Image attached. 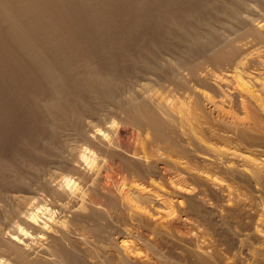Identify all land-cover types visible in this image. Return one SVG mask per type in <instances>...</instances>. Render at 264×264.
<instances>
[{"label": "rangeland", "instance_id": "374dc122", "mask_svg": "<svg viewBox=\"0 0 264 264\" xmlns=\"http://www.w3.org/2000/svg\"><path fill=\"white\" fill-rule=\"evenodd\" d=\"M240 1L247 2L94 0L88 6L76 0L59 11L67 24L51 36L57 48L52 40L39 41L36 30L25 35L40 60L47 61L46 72L13 46L8 26L0 22V193L11 183L35 182L47 169H66L63 163L75 159L85 173L80 172L83 182L61 171L55 181L74 189L75 216L69 217L65 204V217L58 215L56 224L62 220L61 228L86 256L109 255L117 264L124 259L132 264H196L180 250L194 246L221 262L252 264L255 250H264V47L253 38L236 43L247 50L237 68L223 59L209 61V48L222 39L221 25L241 13ZM41 7L47 13L46 4ZM25 23L18 21L20 27ZM49 26L43 27L47 36ZM183 59L197 70L194 84L185 75L188 88L178 84L182 71L177 64ZM47 71L58 82V109L48 103ZM146 73L163 84L153 94L180 122L175 148L153 142L149 134L123 122L117 111L119 101ZM86 122L97 132L108 126L109 137L99 135L114 146L109 147L113 152L80 151L74 134ZM51 128L59 132L56 139ZM119 153L130 157V166ZM232 233L234 240L243 238L255 250L226 249L224 241ZM43 239L41 234L27 236L21 245L29 250Z\"/></svg>", "mask_w": 264, "mask_h": 264}, {"label": "bare ground", "instance_id": "6f19581e", "mask_svg": "<svg viewBox=\"0 0 264 264\" xmlns=\"http://www.w3.org/2000/svg\"><path fill=\"white\" fill-rule=\"evenodd\" d=\"M74 1H76V0H73V1L72 0H0V22L2 24H5L8 26V29H6V31L10 35V36L9 35L8 36L11 37V39H12L11 43L13 44V46L17 47V49L19 48L21 50L22 55L27 56L30 61L38 64L40 69L44 72H46V70L48 68L47 61L44 63L40 60L39 54L37 53V51H35V49L32 50V44L29 43L30 41L27 42L24 39L25 35L27 32H32V31H34V33H36L35 32V30H36L37 31L36 37L39 39V41L42 40V42L50 43L49 41L52 40L51 41L52 46L57 48V43L55 41H53L52 37L57 30H61L62 26H65L67 24V18L66 19L64 18L63 20L60 19V17H63V16L60 14L59 11L66 9V8H69V4H71ZM246 1L247 2H254L255 4L251 5V4H248L247 2L245 3L244 1L243 2L240 1V3H238L239 8H241V13L238 12L239 14H237V15H231L232 18L231 17L230 18L233 20L229 21V23L226 25L225 24L221 25L222 26L221 27L222 37L220 36L221 34L217 35V37L220 36L222 39H220V41H218L219 39H217V41H218L217 44H214V45L212 44L213 45L212 48H209L210 49L209 53H211V56L209 55V57H210L209 61L211 60V62H219V61H221V59H223L229 63L230 68H237L239 66V63L241 62V59L245 56V55L243 56V54L247 50L243 51V48L241 47L242 48L241 49L240 46L238 47L236 45V43H241L243 41H245V43H246V40L248 38H251V39L253 38V40H255L257 42V46L259 44L260 47H264V0H246ZM43 3L46 4V7H47L46 10H48V11H46V10L45 11L47 13H44L43 10H42L43 12L40 10V7L43 5ZM83 3L88 5V6H94V0H83ZM95 3H96V1H95ZM233 6L235 7V5H233ZM44 8H45V6H44ZM41 9H42V7H41ZM234 9H236V7ZM231 12H232V10H231ZM235 12H236V10H235ZM44 14H46V16ZM58 14H60L61 16ZM229 14H231V13H229ZM226 18H227V16H226ZM20 19L27 20L28 23H25V24H27V26L20 27L19 26L20 23L18 24V21ZM46 21H47V23H46ZM47 24H50V26H49L50 27V30H49L50 35L49 36H47V34H45V33H47V29H45L46 32H44V29H43V27ZM41 28H42L44 33H42L40 31ZM7 32H5V33H7ZM211 38H210V40H211ZM192 40H194V39L192 38ZM214 41H212V42L214 43ZM245 43H243V45ZM34 44H35V42H34ZM209 44H211V43H209ZM46 57L48 58V56H46ZM50 58L51 57H49V59ZM52 58H53V56H52ZM165 59L162 58L164 63L167 62V59L166 60ZM199 59H201V58H199ZM184 60L185 59H183V61H181V62L178 61L179 64H177V66L181 69L182 72H180L179 76L177 75L179 78V79L178 78L177 79L179 80L178 84H181L183 87H187L189 77H190V80L192 81L193 84H194L195 80L197 79V70L194 66H189L188 62L187 61L184 62ZM170 61H169V63H170ZM189 62L191 63V61H189ZM173 63L174 62H172V64ZM158 64H160V62ZM166 64H168V63H166ZM166 64H162V66L166 65ZM200 64H201V62H200ZM156 65H157V63H156ZM156 69H158V68H156ZM48 71H49V69H48ZM48 71H47L46 77L49 79V81L51 83V88H50L51 92L49 90H47V91H49V93H51V98H50L51 100H49L50 102H48V103L51 105V107L52 106L55 108L57 107V109H58V106H55V104L58 105L57 104L58 102H56V99L59 96H57L55 98V96L58 93V89H57L58 85L56 86V84H58V82H56V80H57L56 76L53 75V73L52 74L49 73L50 71L49 72ZM147 74L148 73L141 75L138 78L137 82H135V83H137L136 84L137 87L133 88L131 91L129 90V92H127V95L123 98V100L121 99L119 101L120 104L118 103L116 105L117 111H120V114H121V117L120 116L119 117L120 118L123 117L125 119V121H123V122H127V124L130 123L131 125H133L135 128H137L142 133L149 134L150 135L149 137H151L150 140H152L153 142L164 143V144L168 143V145H170V147H173V145H174V148H175L178 145V144L177 145L174 144V142L176 143L175 137H176V135L178 136L177 130L180 128L179 127L180 122L177 119V117L173 113H171V111H169V108L167 109L166 105L159 101L160 97L158 96L159 98L157 99L153 94V90L155 89L154 87L157 86L158 89H161L163 84L161 85L160 81H158L160 83L157 82V80H158V79H156V78H158L157 76L155 78V77H152V75H153L152 73H150V74H152L151 76H150V74L149 75H147ZM185 75H187L188 78H186L187 76H185ZM46 81H48V80H46ZM49 81H48V84H49ZM197 81H198V79H197ZM176 87H179V86H176ZM30 88H31V86H30ZM155 94H156V92H155ZM159 95H160V93H159ZM166 100H167V98H166ZM168 103H167V105H168ZM185 121H186V119H185ZM89 123L85 124V128L79 129L77 132L75 131L76 133L74 134L77 142H79V145L81 146L80 151H82V150L87 151V149H88V150H91V151L93 150L96 152L97 151L107 152V150L109 149L111 144H109V140H107V139L105 140L103 138L109 137L108 126L104 127L103 129H98V132H97V130L96 131L92 130L91 126L93 124L90 123L91 124V126H90ZM93 127H94V125H93ZM110 129H111V127H110ZM50 130H51L50 133L52 134L51 136H53L56 139V137L59 136L58 135L59 132L56 131L55 128H51ZM100 132H102L103 138L99 135ZM60 135H61V133H60ZM111 147H114V146H111ZM72 150H73V148H72ZM112 150H110V151H112ZM180 151H181V153H184V154L186 153L185 150H183V152H182V149H180ZM192 151H195V150H192ZM118 152L119 151H117V153ZM112 154H110V155H112ZM114 156H116V155H114ZM119 156H121V158L119 157V159L122 160L126 166L127 165L130 166V162H131L129 160L130 157H129V159H126L127 157L121 155L120 153H119ZM131 159H133V158H131ZM69 160H71V159H69ZM128 160L130 162H128ZM134 160H135V158H134ZM74 161L75 162H73V161L72 162L69 161L66 163L64 162L65 164L63 163V168H66V169H47L45 171V175L42 176L40 179L38 178V180H36L35 182H33V180H32L31 183H25V182L23 183L22 182V184H21L20 180H22V179H20L19 180L20 184H18L19 182L14 183V184L11 183L9 185L10 188L7 187L8 190L6 192L0 193V258H3L6 263H9V264H117L116 263L117 261L115 262L113 257H109V255H108V257H106L104 255H102L103 257L100 255H99V257L97 255L86 256L88 253H85L84 251L82 252V250L80 251L78 249L77 245H74V243L71 241V239H69L67 237L66 233L63 231V229L60 226L62 223V220L59 223V225L56 224L57 223L56 219H61L60 217H62V218L65 217V215H62L63 213L65 214L67 212V213L71 214L69 217L75 216L72 212L74 210L73 208L77 205L76 203H77L78 197H77L76 193L74 195V191H73L74 189H71V188L67 189L66 188L67 186L62 187L61 183L58 184L57 182H55L56 179L58 178V173H57L58 171H61V173L62 172H68L70 174H73L72 176L76 175L77 177H79L76 180L78 182H79V180L81 181L83 179V177H82L83 175L80 174V172H82V171L79 172V168L77 169V166H76L77 161L75 159H74ZM79 164H81V163H79ZM132 164H133V162H132ZM136 169L139 170L141 168L136 167ZM35 170L36 169H34V171ZM39 170L40 169H38L37 171H39ZM41 173H40V176L42 175ZM83 174H85V173H83ZM38 177H39V175H38ZM75 179H76V177L74 178V180ZM25 180H27V179H25ZM65 181H66V179H65ZM15 182H17V181H15ZM69 182H70V180L68 179L66 185H68ZM82 182H83V180H82ZM84 183H85V179H84ZM78 186H79V184H78ZM260 196H261L260 198L264 199V192H261ZM140 201H142V200H140ZM65 204H66L65 207L68 209V211H66V212L63 209V206ZM55 214H56V216L54 217ZM58 215H60L59 218H58ZM242 231H244V230H242ZM239 232H241V231H239ZM245 233L246 232H244V234ZM39 234H41V236L44 237L43 242L41 241L40 244H38V246L36 245L37 247L35 246L34 248H31V249L29 248V250L23 249L21 243L27 242V236L36 237ZM232 235H233V233L231 235H227V237L224 241L225 246L227 247L226 249L233 251V252H237L241 248H243L245 250H247L246 248H249L248 250H250V251H251V249H253V247H252L253 245L250 244V242L248 243V242H246L247 240L246 241L242 240L243 238L241 240H236L237 238L234 240V237ZM176 240H175V242H176ZM173 244L174 243H172L171 246L175 247L176 245L175 244L173 245ZM181 246H182V244L180 245V247ZM181 248H183V249H180V250H182V252L184 250L189 255H191L192 258H194V261L196 262V264H228L227 260L226 261L223 260L221 262L219 259L216 258V256H213L212 254L208 255V253H206V251L204 252L203 250H201L198 247H194V246L193 247L192 246H187V247L184 246L183 247L182 246ZM243 249H241V251ZM178 250H179V248H178ZM253 250H255V249H253ZM233 252H232V254H233ZM253 253H254V251H253ZM255 253L257 255L253 256V260L255 257L258 259L259 256H260V258H259L260 260L259 259L257 260L255 258V260L252 261L251 263L252 264H264V250H262V249L260 251L255 250ZM88 258L94 259V261L96 260L95 263H92L91 261H89ZM228 259H230V258H228ZM5 262L3 261V263H5ZM118 262H120L119 264H132L125 259L118 261Z\"/></svg>", "mask_w": 264, "mask_h": 264}]
</instances>
